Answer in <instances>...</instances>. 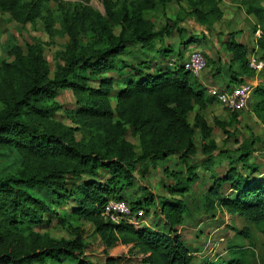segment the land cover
I'll return each instance as SVG.
<instances>
[{
	"label": "trees",
	"instance_id": "16d2710c",
	"mask_svg": "<svg viewBox=\"0 0 264 264\" xmlns=\"http://www.w3.org/2000/svg\"><path fill=\"white\" fill-rule=\"evenodd\" d=\"M62 1L0 0V14L10 22L24 27L40 21L49 38H67L52 67L44 44L36 40L13 45L8 59L0 60V156L10 161L0 169V264H95L85 254L86 232L74 225L79 222L90 224L107 250L137 249L140 264H244L240 247H231L225 261L211 260L176 230L190 214L184 197L201 179L199 169L209 171L210 181L202 211L221 209L260 227L264 251V172L259 176L260 166L252 162L255 139L236 149L218 147L206 118L215 102L208 89L216 86L198 83L200 75L183 68L205 36L188 34L179 23L187 16L210 29L222 17L219 1L186 0L190 11L175 19L165 14L173 0H102L104 14L88 6L89 0L69 8H62ZM244 7L256 20L254 32H262L257 45L263 48L264 5L245 0ZM158 12L164 24L156 28L150 14ZM175 35L177 44H168ZM229 36L223 43L231 56L225 69L206 59L211 78L223 85L220 90L256 77L242 32ZM64 91L73 95L71 109L56 100ZM251 97L252 111L264 126V77ZM59 112L67 125L55 119ZM237 113L231 112L230 122L213 119L228 139L234 137L229 131ZM171 157L185 167L186 176L159 165ZM221 160L227 170L211 172ZM158 166L175 183L166 186L170 197L137 178ZM225 186L229 192H223ZM108 200L126 202L138 223L104 219ZM149 215L152 226L144 220ZM55 223L69 238L52 236L49 228ZM243 234L248 238L246 230ZM125 258L105 255L103 264H122Z\"/></svg>",
	"mask_w": 264,
	"mask_h": 264
},
{
	"label": "rangeland",
	"instance_id": "374dc122",
	"mask_svg": "<svg viewBox=\"0 0 264 264\" xmlns=\"http://www.w3.org/2000/svg\"><path fill=\"white\" fill-rule=\"evenodd\" d=\"M218 1V7L222 12V17L219 21L214 22L210 26V29L205 25L201 26L197 24L192 18L185 17L184 13L190 11L186 0H180V4H177L175 0H173L167 6L165 14L169 19L184 16L186 19L184 22L179 23V27L186 28L188 34H201L205 36L200 44L193 46L195 47L194 50H200L206 56V59L210 58L211 61L215 63L214 66H219L221 71L225 69L226 64L231 59L223 43L229 39V34L237 31L242 32L241 40L248 47L246 59L249 68H251L249 65L251 60H254L256 64L260 66L259 68H261L259 71H255L256 77L259 76L256 82L259 83V80L264 77V47L261 48L257 45V40L262 36V32L259 30L254 32L256 20L252 15L246 14L244 7L245 0ZM76 4L85 5L81 0H64L60 6L62 8H69ZM261 4L264 5V0H261ZM52 6L54 7V11L58 12L57 5L52 4ZM88 6L102 14L105 13L102 0H89ZM150 18L156 28L164 24V17L159 12L150 14ZM257 28L258 27H256V29ZM35 40L44 44V58L52 67L55 52L62 50L67 38L57 35L53 38H49L40 21H37L35 24H27L24 27H20L10 22L8 16L0 14V60L8 59V50L13 45H24L25 42ZM177 42L178 38L176 35L167 40L168 44H177ZM174 53L175 52H173V54ZM210 70L211 65L207 61V67L196 81L198 83H203L205 86L222 88L223 85L219 80H213L211 78L209 73ZM90 84L93 87L96 86L93 82ZM56 100L63 109H71L74 107V98L70 91L62 92ZM253 103L254 98L251 97L248 106L236 114L237 117L229 131L233 133L234 137L230 139L215 127L213 119L217 118L224 122H230V120H232L231 112L215 101L211 103L206 110V118L213 129L212 138L215 140L218 147L236 149L243 141L250 138L255 139L256 143L254 148L256 152L253 155L252 162L260 166V176V174L264 172V126L252 111L251 106ZM55 119L65 125L68 124V121L61 112L56 114ZM192 120L193 114L189 116L190 123H192ZM128 140L137 146L136 140L133 139L132 136H129ZM195 140L199 148L198 134H196ZM197 156L199 158L202 157L200 152L197 153ZM9 164V158L0 156V169L8 168ZM159 165H167L169 169L175 172L181 171L182 175L186 176L185 167L178 164L176 159L172 157L166 162L161 161ZM227 167V161L221 160V163L215 164V168L212 169L211 172L214 171L221 175L227 170ZM208 173L209 171L207 172L202 169L198 170L201 179L194 183L191 192L192 195L189 194L184 197L190 214L183 226L176 229L177 232L186 244L198 247V251L202 253L201 257L225 261L231 257L229 251L231 247L234 246L235 248L240 247L244 250L241 256L244 264H264V251L262 249L263 237L260 227L253 223L245 222L237 214H229L221 209H216V211L211 214H206L202 211L203 196L210 183L208 180ZM255 176L258 175L255 174ZM137 178L152 192L154 191L156 194L164 197H170L167 193L166 186L175 184L172 180L167 179L166 173H164L161 166L155 169H149L144 178H141V173H138ZM228 189L229 187L225 186L223 192H229ZM173 198L178 199L180 197L174 196ZM65 209L68 210V208ZM144 220L147 222V225L152 226V218L150 215L145 217ZM74 225L82 226L86 232L85 254L91 262L103 264L105 255L115 256L123 253L126 258L121 262L122 264H140L139 259L142 257V254L139 253L137 249L129 253L125 248L119 245L115 249L111 248L107 250L98 236L94 233L90 224L79 222L74 223ZM244 230L247 231L248 238L244 237ZM49 231L52 236L56 238H69L64 229L56 223L49 228ZM201 257L199 260H201Z\"/></svg>",
	"mask_w": 264,
	"mask_h": 264
},
{
	"label": "built area",
	"instance_id": "2783aa9c",
	"mask_svg": "<svg viewBox=\"0 0 264 264\" xmlns=\"http://www.w3.org/2000/svg\"><path fill=\"white\" fill-rule=\"evenodd\" d=\"M173 63L174 61L172 60L169 65L172 66ZM249 65L251 69L256 72L261 69L254 60H251ZM205 67L206 58L200 51L191 52L186 61L183 63L184 70L194 77H198L203 72ZM256 80L257 77H254L246 80L242 85L228 90H220L217 87H210L208 89V94L213 97L220 106L230 112H240L248 106L253 89L257 85ZM137 215L142 217L143 211H139ZM102 216L104 219L114 224H118L121 220L126 219L133 221V219H131V210L124 201L108 200L103 206ZM133 222L135 224L138 223L135 220Z\"/></svg>",
	"mask_w": 264,
	"mask_h": 264
}]
</instances>
